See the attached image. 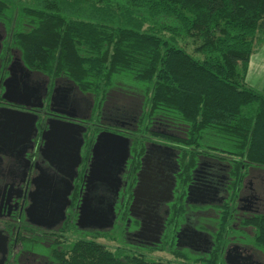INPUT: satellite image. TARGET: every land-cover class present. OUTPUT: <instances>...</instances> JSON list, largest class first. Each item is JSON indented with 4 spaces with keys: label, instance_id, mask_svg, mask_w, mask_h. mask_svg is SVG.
Segmentation results:
<instances>
[{
    "label": "trees",
    "instance_id": "trees-1",
    "mask_svg": "<svg viewBox=\"0 0 264 264\" xmlns=\"http://www.w3.org/2000/svg\"><path fill=\"white\" fill-rule=\"evenodd\" d=\"M0 29L24 62L68 77L97 106L117 81L139 89L135 132L163 128L152 136L176 145L183 178L207 161L226 178L228 196L213 206L211 251L191 257L174 245L161 250L186 260L181 264H227L231 242L251 259L242 247L264 256V203L238 218L234 208L243 181L264 172V87L246 83L250 57L264 42V0H0ZM187 36L199 42L194 54L183 45ZM185 216L179 198L169 226L184 224ZM85 253L90 264H162L94 244Z\"/></svg>",
    "mask_w": 264,
    "mask_h": 264
},
{
    "label": "flooded vegetation",
    "instance_id": "flooded-vegetation-1",
    "mask_svg": "<svg viewBox=\"0 0 264 264\" xmlns=\"http://www.w3.org/2000/svg\"><path fill=\"white\" fill-rule=\"evenodd\" d=\"M7 38L0 29V264H86L87 244L137 258L171 245L207 255L214 230L194 225L190 213L214 211L228 196L214 164L201 162L183 178L176 145L152 136L164 135L163 128L137 134L130 109L122 113L108 97L97 106L68 77L24 62ZM110 135L128 141L123 165L106 142ZM137 135L142 141L135 143ZM245 181L234 203L238 216L261 210ZM179 198L186 221L174 229L168 218ZM198 221L213 226L207 217ZM225 258L258 264L236 245Z\"/></svg>",
    "mask_w": 264,
    "mask_h": 264
},
{
    "label": "rangeland",
    "instance_id": "rangeland-1",
    "mask_svg": "<svg viewBox=\"0 0 264 264\" xmlns=\"http://www.w3.org/2000/svg\"><path fill=\"white\" fill-rule=\"evenodd\" d=\"M183 45L186 44V48L189 52L194 54V49L195 47L198 45V41L194 40L192 36H187L184 37L183 39ZM263 43V42H262ZM256 44L257 47L262 44ZM252 88L256 89V90H261V89H257V83L256 84H251L250 85ZM141 91L139 89H136L133 86H130L128 84H126L125 82L122 81H117L115 83L114 88L109 92L108 94V99H109V104L110 103H117L119 108H125L126 109H130L132 111V109L134 110H138V107L140 105L141 107ZM140 109V108H139ZM245 184L247 186V188L251 187L254 190V193L257 195V197L261 199V202L264 203V172H252L251 175L249 176L248 179H246ZM246 194V193H245ZM243 194V195H245ZM260 203V204H262ZM243 205L240 204L238 207L241 208ZM191 216L196 219L195 221L193 220V224L196 226H200L202 225L203 227H205L206 229L210 228L212 230H214L213 228H215L214 226V222L215 219L217 218V214L215 213V211H207V212H197L195 215L190 213ZM209 219V221L211 220L213 222V226L210 224V222L208 221H203V222H199L198 219L200 218H206ZM240 216H238L237 214H235V218H238ZM198 218V219H197ZM234 225V224H233ZM235 228H237L236 225H234ZM208 231H211V230ZM207 231V230H205ZM207 231V232H208ZM234 243H230V245L225 249V254L227 250H231L233 249V245ZM232 245V246H231ZM112 248V247H110ZM182 248H186V247H182ZM242 248H246V250L248 252H250L251 254L254 253V258L252 260L256 261L258 264H263V258L264 256L260 253V252H255L254 249H252L250 246H244ZM185 250V249H183ZM239 251H241V249H239ZM186 254H188L189 256H194L198 254H192L190 252H187L186 250L184 251ZM224 254V256H225ZM199 256H202V254H199ZM150 259H154L156 261H159L163 264H181V262H185L186 260L178 258L176 256H173L172 254L168 253V252H155V253H150Z\"/></svg>",
    "mask_w": 264,
    "mask_h": 264
},
{
    "label": "crops",
    "instance_id": "crops-1",
    "mask_svg": "<svg viewBox=\"0 0 264 264\" xmlns=\"http://www.w3.org/2000/svg\"><path fill=\"white\" fill-rule=\"evenodd\" d=\"M246 83L248 85L257 83V89L264 87V42L256 46L250 57Z\"/></svg>",
    "mask_w": 264,
    "mask_h": 264
},
{
    "label": "water",
    "instance_id": "water-1",
    "mask_svg": "<svg viewBox=\"0 0 264 264\" xmlns=\"http://www.w3.org/2000/svg\"><path fill=\"white\" fill-rule=\"evenodd\" d=\"M110 136H109V139L106 140V142H109V143H111L112 145H114L115 147L118 148V150H119V156H120V162L119 163L121 165H123L124 162H125V160H126V157L128 155V146H127L128 145V141L125 140L122 137H119V136H115V135H110ZM103 143H104V141H103ZM99 144L100 143H98V145L96 146V148L99 147ZM136 191L138 193L135 192L133 204H135V202H136V199H137V196L139 194L140 188H137ZM225 260H226V258H225Z\"/></svg>",
    "mask_w": 264,
    "mask_h": 264
}]
</instances>
